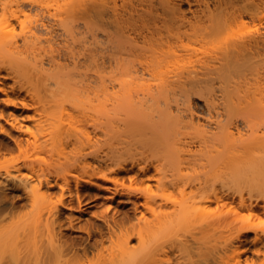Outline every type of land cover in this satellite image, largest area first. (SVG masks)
<instances>
[{
	"label": "bare ground",
	"instance_id": "1",
	"mask_svg": "<svg viewBox=\"0 0 264 264\" xmlns=\"http://www.w3.org/2000/svg\"><path fill=\"white\" fill-rule=\"evenodd\" d=\"M215 27L177 0H0V74L13 77L41 116L69 102L95 123L103 112L104 123L75 135L62 118L52 133L23 137L1 126L21 152L73 142L78 149L60 163L81 171L60 182L28 155L0 169V264H264V36L227 34L214 43ZM116 85L147 89L148 100L174 101L177 112L167 106L165 129L146 125L138 139L123 140L126 130L110 135ZM194 94L204 98L205 121L195 119ZM146 113L140 106L137 116ZM122 172L181 197L155 205L147 197L141 204L153 218L142 211L125 230L130 216L118 221L105 211L77 238L62 233L60 204H39L56 186L81 206L89 193L113 203ZM11 188L37 210L23 224L9 218L19 200ZM138 197L128 199L136 210ZM250 230L257 258L243 262Z\"/></svg>",
	"mask_w": 264,
	"mask_h": 264
},
{
	"label": "rangeland",
	"instance_id": "2",
	"mask_svg": "<svg viewBox=\"0 0 264 264\" xmlns=\"http://www.w3.org/2000/svg\"><path fill=\"white\" fill-rule=\"evenodd\" d=\"M177 2L181 8L189 14L194 13L201 16L203 15L208 24L213 23L216 26L214 32L217 33V36L214 35L212 37L213 40H215L214 43H216L220 37L226 36L227 34L236 36H241L242 34L264 36V0H177ZM20 30L21 26H18L17 31ZM99 35L101 39H104L102 34ZM213 40H211L210 43H212ZM192 46H200L199 41L192 42ZM0 80V84L4 86L5 89L0 90V169H4L9 165L22 161L23 158L28 155L30 158L34 159L35 165L40 166V164H43L47 168L49 174L54 173L59 177L60 179L58 180L60 182H62L61 179H64L63 176L73 180L74 175L79 174L81 169H71L63 165V163H60V161L66 156L74 154L78 149L76 144L70 142L67 143L64 148L54 149L49 146L47 153L34 154L35 149H31L29 152H21L19 148L14 145L15 143L10 139V136L3 133L1 126L7 129L11 135L17 137L29 135L31 131H33V134L42 135L44 133L46 134V132L52 133L55 126L64 118L66 122L73 123L72 134L82 135L86 130L95 133L103 129V118L99 117L103 116V112L101 114H94L95 117H98L96 118L98 122L95 123V120L86 118L81 113L82 110L80 106L68 102L65 105L55 106L53 110H48V112L41 116L39 111L35 108L36 104H32L33 101L25 90L20 87H12L14 84L13 77L7 76L6 70H3L0 74ZM6 90L13 100H7ZM147 92V89H124L118 85L110 87V104L107 110L110 119V135L113 129H119L120 133L126 130L120 135L123 140L132 138L138 139L142 137L140 133L141 129L148 125H153L154 128L158 130L165 129L168 122L164 121L160 114L166 111L167 106H171V108L177 112V103L172 101L169 104L163 98L160 100H148ZM47 97L50 98L49 95ZM85 98L87 99L86 96ZM24 102H27V104L25 105ZM190 102L193 105L192 109H194L195 112V119L205 121L204 117L208 115V108L204 103V98L198 94H194ZM51 103L53 102L51 101ZM96 103H98V101ZM140 106L147 107L145 118H139L137 116ZM63 111H65V113H63ZM12 125H14V127ZM130 173L122 172L124 179L121 178V183L118 186L119 194H117V200L113 203L106 198L97 199L93 196V193H91L92 196H90L89 193V195L83 198L81 206L75 195V201H73L67 192L63 194L62 189L56 186L51 192L49 191L50 196L39 201V204L47 206L60 204V208H62V233L77 238L79 236H86L85 231L80 228L81 226H89V224L91 226L93 224L92 221H94V224L100 223L101 219L98 214L105 211L110 214L111 218L113 216L118 221H120L123 216H130L131 219L126 221V225L122 227V229L125 230L126 228H132L137 225V219L142 215V211L145 212L149 220L153 218L152 213L141 204L142 202H146L147 197L149 198L147 201H150L154 205L160 203L164 196H171V198L181 197V194H177V191L172 193L158 189L154 181L150 182L152 183L150 188L147 181L142 182L140 179L131 181L128 177ZM109 184L113 185L111 182H109ZM71 185L75 187L74 181H72ZM19 189L17 190L14 188V190L12 189L13 191L10 190V192L12 191L10 195L18 198V195L21 196L22 193V190L19 191ZM188 190H190V188ZM135 195H139V208L137 210L133 203L128 201L129 197L134 199ZM62 197L65 200L64 205L60 202ZM18 199V206L10 211L9 218L14 220L13 223L23 224V222L33 218L37 210L27 199L23 197ZM155 199L158 200L157 203L153 202ZM69 204H71V206ZM3 207L6 208L7 206L4 205ZM80 209H83L84 213L82 211L80 212ZM70 218L74 219V226H71ZM94 224L92 226H96ZM115 228L116 230L119 229L118 227ZM103 231L105 233L104 237L107 238L109 235L108 228L104 227ZM117 232H120V229ZM245 237H247V249L243 251L241 259H243V262L247 259L251 262L252 259L257 258L254 252L255 231L250 230L246 232ZM95 238H100L99 233L95 232L93 240ZM106 244H109V241H106ZM98 257L99 254L97 253L92 260H97Z\"/></svg>",
	"mask_w": 264,
	"mask_h": 264
}]
</instances>
